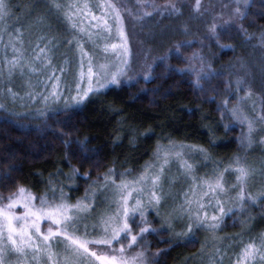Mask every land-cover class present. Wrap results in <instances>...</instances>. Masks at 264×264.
I'll use <instances>...</instances> for the list:
<instances>
[{
	"label": "snow or ice",
	"instance_id": "snow-or-ice-1",
	"mask_svg": "<svg viewBox=\"0 0 264 264\" xmlns=\"http://www.w3.org/2000/svg\"><path fill=\"white\" fill-rule=\"evenodd\" d=\"M233 4L234 7L223 23L238 25L245 37L251 40L252 37L242 23L249 14L250 0H233ZM38 5L39 0H32L30 6L38 8ZM44 7L48 12L55 10L57 14H62L74 31L81 33L85 29L75 19L90 18L95 21L90 28L97 31H87V41H92L94 36L103 39L100 45L102 60L93 51L85 50L81 43L83 37L76 39L74 45L79 52L78 59L65 57L57 65L48 56L44 59L36 57L44 71V78L39 81L42 88L36 90L30 85L25 96L29 104L42 105L31 115L42 118L45 127H52L48 120L53 116L79 111L85 101L92 102L93 96L106 95L111 90L131 86L133 82L140 83L141 80L151 82L157 60L164 64L169 73L192 76V83L201 92L205 91L202 82L210 83L214 78L224 75L212 67L208 57L196 51L183 58V68L169 66L167 61L170 54L179 56L182 47L192 44V41L187 40L177 42L164 55L153 57L151 62L145 59L139 71H134L126 17L122 13L128 12L129 16L136 15L137 20H142L143 16L151 15L149 12L134 14L115 0H99L95 5H90L87 0L83 3L48 0ZM93 7L100 10V15L93 13ZM152 7L157 10L155 5ZM167 7L178 11L174 3ZM195 7L200 10V0H196ZM17 10L12 0H0V45L5 52L4 63L8 77L16 69L23 70L24 67V57L19 47L20 29L10 31L7 23L14 17L19 19L16 16ZM45 18L46 13L41 12L36 16V22H42ZM217 27L219 25L213 23L205 38L215 40L222 49L231 48V45L220 44ZM5 35L8 36L7 42L4 41ZM67 43L72 45V40ZM259 43L264 46V31L260 33ZM8 49L13 52L11 59L6 54ZM46 50L47 45L40 48V53ZM241 67L246 65L242 63ZM3 77L4 72L0 68V80ZM4 92L0 88V109H5V99H10L13 104L17 99L24 100L11 87L6 88V96ZM256 95L245 76L237 75L234 81L225 82L223 95L216 104L221 120L230 119L234 124L247 129L239 140L244 148H251L254 143L264 145V134L258 138L256 136L257 131L264 133V92L258 94V100L253 98ZM209 102H216V97H210ZM248 104L252 106L251 112L247 110ZM10 115L19 116L14 112ZM225 128L228 129L229 125H225ZM154 134L152 129H148L143 135L149 139ZM120 140L121 137L117 135L114 143L119 144ZM167 140V144L158 140L150 159L138 170L125 168L117 172L113 165L102 175L91 179V172H85L81 177L75 166H70L67 174L57 169L55 176L63 175L64 179L58 180L50 174L45 191L40 195L17 184L7 197H0V264H157L154 258L150 259L146 255V249L141 247L146 240V233L159 234L166 231L175 238H183L191 243L194 242L197 230L207 232L212 242L211 249H208V239L201 245V258L206 250L208 253L206 264H225V259L227 264H264V230L248 235L254 219L249 210L258 207L261 219H264V160L257 167L237 154L223 166L214 163L211 176L198 177L195 174V158L198 156L203 162L212 160L209 148L176 142L170 136ZM63 142L66 146L71 143ZM131 142H135V136ZM77 143L81 144L83 150V142ZM209 145L215 146L212 139ZM91 151L98 155L96 149ZM91 159L85 156L81 162H90ZM173 164L177 166L178 175L171 174ZM93 167L98 168L99 164ZM226 174L234 177L231 185L226 183ZM258 176L261 183L252 191L250 181ZM78 178L90 183L84 196L71 202L65 191V182L74 185ZM178 180L187 183V187L181 186L177 191ZM230 192H234V195ZM150 211L160 218L159 231L151 227V221L147 219ZM227 218H233L234 223L238 219L241 231L221 237L218 230ZM89 219L93 220L91 233L87 223ZM177 221L181 225L180 231H176ZM97 228L99 231H96ZM168 243H172L171 239Z\"/></svg>",
	"mask_w": 264,
	"mask_h": 264
},
{
	"label": "rangeland",
	"instance_id": "rangeland-1",
	"mask_svg": "<svg viewBox=\"0 0 264 264\" xmlns=\"http://www.w3.org/2000/svg\"><path fill=\"white\" fill-rule=\"evenodd\" d=\"M253 1L250 0V3ZM261 1L264 3V0ZM12 2L17 6L16 16L19 19L14 17L7 23L10 31L16 28L20 29L19 47L22 49L24 67L23 70L16 69L13 75L8 77L7 66L4 63L5 52L2 45H0V68L4 72V77L0 80V88L5 90L4 94L6 96V88L11 87L20 97H24V100L17 99L13 104L10 99H5L6 107L0 109V121L9 122L26 131L39 134L47 131L48 127H45L42 118H37L31 113L37 107H42V105L29 104L25 96L30 85L36 90L42 88L39 81L43 80L44 71L40 60L36 57L39 56L44 59L45 56H48L51 58V62L57 65L62 63L65 57L70 60L78 59L79 52L74 45L76 39L83 37L81 43L84 44L85 50L93 51L102 60L100 45H102L103 39L94 36L92 41H87L86 32L89 30L92 32L97 31L90 28V25L94 24L95 21H91L90 18H74L75 22L85 29V32L74 31L62 14H57L55 10L47 11L44 5L48 3V0H39L38 8L30 6L32 0H12ZM63 2L83 3L85 0H63ZM87 2L90 5H95L99 0H87ZM115 2L123 4L134 14L151 13V15L143 16L142 20H137L136 15L129 16L128 12L122 13L126 17V31L134 71H139L145 59L151 62L153 57L164 55L177 42L187 40L192 41V44L180 49L179 57L183 61L184 57L192 54L190 48L197 45L198 47L194 51L208 57L212 67L218 72H223L227 80L234 81L237 75L245 76L257 94L253 97L254 99L258 100V94L264 92V46L259 43V36L264 31V26L250 31L243 20L244 28L252 37L251 40H248L240 31L238 25L223 23L228 18L227 14L234 7L233 0H200L202 6L200 10L195 7L196 0H115ZM173 3L177 5L178 11H172L167 7ZM152 5H155L157 10H154ZM224 5H227V7H224ZM160 9H163V11H159ZM92 11L95 15H100L98 8L93 7ZM41 12L46 13V18L42 22H36V16ZM213 23L219 25L217 27L219 37L227 33L231 39L234 34H237L240 36L239 41L237 43L219 41L220 44L231 45V48L222 49L217 46L215 40L206 39L205 37L208 36L209 28ZM7 40L8 36L5 35L4 41L7 42ZM69 40H72V45L67 43ZM45 45L48 46V50L45 53H40V48H44ZM230 51L234 53V56L227 62H222V55ZM6 54L11 59L13 52L8 49ZM172 55H175V53L170 54L167 61L168 65L169 62L173 64L171 61ZM242 63L246 67H241ZM161 65L164 64L158 60L155 61L154 79L152 81L155 80L156 70ZM33 68L36 70L32 71ZM140 82L144 81L141 80ZM138 85L139 83L133 82L131 86L125 85L111 90L106 95L93 96L91 97L92 102L85 101L80 109L86 108L90 103L94 105V111L88 122L90 130L83 127V129L80 128L74 131L70 137L64 140L71 141V143L67 146L64 143L60 151L52 157L30 167L21 164L5 165L0 163V197H7L10 192L15 190L17 184L26 186L37 195L43 194L49 175L52 174L54 178L63 180V175L55 176L57 169L63 174H67L70 171V166L78 168L81 177L85 172H91V179H95L103 173L83 170L81 161L87 150H92L99 145L110 149L109 167L114 165L117 172L125 168L138 170L145 161L150 159L158 140L160 143L167 144L168 136L176 142L198 144L209 148L212 160L203 162L198 156L195 158L197 160L195 174L198 177L211 176L214 163H220L223 166L237 154L244 156L249 163L255 164L257 167L260 161L264 160V145L254 143L251 148H244L239 143V148L234 150L223 126L206 112L199 111L194 118L189 116L187 109H165L150 113L146 106L137 102L139 91L135 87H138ZM246 107L251 112V104ZM257 110H259V107ZM13 112L18 113L19 116L10 115ZM224 124L229 125L228 129L232 127L239 128V140L242 133L247 131L242 125L234 124L227 118L224 119ZM148 129H152L155 134L151 138L145 139L143 134ZM262 134L264 133L257 131V138ZM117 135L121 137L119 144L114 143V138ZM133 136H135L134 143L131 142ZM210 139L214 141V147L209 145ZM77 141L83 142V150L81 144H78ZM73 153L76 155H73ZM205 163L207 166H205ZM171 174L178 175L175 164L171 166ZM225 179L227 185H231L234 181V177L228 174H226ZM88 183L90 181L80 178L77 179L74 185H68L65 182V191L71 202H75L77 198L84 196ZM260 183L261 178L259 176L250 181V190L255 191ZM181 186L186 188L187 183L178 180L176 190L178 191ZM69 187H71V191H69ZM230 194L234 195V192H230ZM249 211L254 219L251 224V232L248 235H255L264 230V219H261L258 207ZM147 219L151 221V227L160 230L159 217H156L150 211ZM87 223L91 233L93 220L89 219ZM175 223L176 231H180V222ZM81 231H83V225H81ZM96 231H99V228ZM240 231L241 225L238 219L234 223L233 218H227L221 229L218 230V235L228 237ZM145 236L146 240L141 247L146 249V255L150 259L154 258L157 264H206L208 253L206 250L203 259L201 258V245L208 239V249L212 247L209 234L204 230H197L194 242L191 243L186 242L183 238H175L166 231L159 232V234L146 233ZM153 236H156L160 243L168 242L170 239L172 243L169 247L156 250L152 247L154 245ZM194 243L200 244L197 250H194ZM173 248H175V251L172 252L171 259L166 263L165 259ZM135 250H139V248ZM157 253L159 255H156ZM225 264H227V259H225Z\"/></svg>",
	"mask_w": 264,
	"mask_h": 264
},
{
	"label": "trees",
	"instance_id": "trees-1",
	"mask_svg": "<svg viewBox=\"0 0 264 264\" xmlns=\"http://www.w3.org/2000/svg\"><path fill=\"white\" fill-rule=\"evenodd\" d=\"M250 5L249 14L244 19V24L250 31H253L258 27L264 26V6H262L264 3L261 0H254ZM239 39L240 36L237 34H234L233 38L230 39L227 33L219 37V41L223 43H229L230 41L237 43ZM196 47L198 46H192L190 52L197 49ZM233 56L234 53L232 51L224 53L222 62H227ZM171 61L173 64L169 62V66L171 65L173 68H183L185 66L184 61L176 54L172 55ZM192 80V76L187 74L169 73L165 70V66L161 65L156 70L154 81L140 82L138 87H135L139 91L137 102L146 106L150 113L165 109H187L189 116L194 118L199 111L206 112L223 126L230 139L231 147L234 150L238 149L239 128L226 129L224 120H221L220 113L216 111V104L223 95L224 85L227 81L226 76L216 77L210 83L202 82L205 89L204 92L195 87ZM154 89L156 91H153ZM212 89L217 91L214 92ZM217 92L219 95H217ZM213 96L216 97V102L210 103L209 98ZM93 111L94 105L90 103L86 108L80 109L75 113H65L59 117L53 116L48 121V124L52 127L39 134L26 131L12 123L0 121V163L5 165L21 164L22 166L30 167L52 157L60 151L64 144L63 141L70 137L74 131L80 128L83 129V127L90 130L88 122ZM57 120L60 121L59 124L56 123ZM94 149L97 150L98 155H94L91 150H87L85 155L82 156V158L85 156L92 157L90 162L83 163L82 169L103 173L109 167L108 157L110 149H106L102 145L95 146ZM94 164H99V167H93ZM152 240L154 244L152 247L156 250L170 246L168 242L160 243L156 236H153ZM199 245L194 243V250H197ZM174 249L167 255L166 263L171 259Z\"/></svg>",
	"mask_w": 264,
	"mask_h": 264
}]
</instances>
